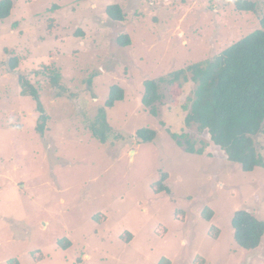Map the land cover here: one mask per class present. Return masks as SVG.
<instances>
[{
    "label": "rangeland",
    "instance_id": "obj_1",
    "mask_svg": "<svg viewBox=\"0 0 264 264\" xmlns=\"http://www.w3.org/2000/svg\"><path fill=\"white\" fill-rule=\"evenodd\" d=\"M251 1L256 12L233 0H13L0 20V264H264V236L245 249L232 227L241 209L264 220V167L244 171L207 131L188 126L196 85L167 81L256 29L264 0ZM113 3L122 22L106 13ZM122 34L130 45L118 43ZM50 67L70 92L51 85ZM20 76L47 116L41 131ZM159 78L153 115L140 98L144 81ZM113 84L124 100L106 108ZM103 107L112 133L101 139L93 118ZM143 127L156 138L137 141ZM257 139L264 153V134ZM162 174L167 188L157 193Z\"/></svg>",
    "mask_w": 264,
    "mask_h": 264
},
{
    "label": "trees",
    "instance_id": "obj_2",
    "mask_svg": "<svg viewBox=\"0 0 264 264\" xmlns=\"http://www.w3.org/2000/svg\"><path fill=\"white\" fill-rule=\"evenodd\" d=\"M233 2L238 11L256 12L258 8L257 2L251 0ZM12 8L13 0H0V20L9 17ZM51 8L55 11L59 6L54 4ZM106 13L116 22L126 19L125 11L119 3L108 5ZM79 34L82 35L83 32L80 31ZM117 41L121 46H128L131 43L127 34L119 35ZM18 65V58L12 57L10 69L15 70ZM186 71L190 72L189 77H186ZM50 72L51 85L60 92H70L62 82L60 70L50 67ZM93 77L87 79L88 86L92 84ZM180 77H183L184 81L189 79L196 85L195 98L185 117L186 124L196 125L199 132L207 131L216 145L224 146L228 156L237 157L244 171H253L258 166L264 167V153L257 139L259 134H264V13L260 16L256 29L226 47L220 55L204 63L189 65L186 69L171 72L167 81L173 83L180 80ZM19 79L23 87L22 94L31 95L38 101L37 109L42 112L40 117L42 123L37 125L36 129L41 131L47 116L43 113L37 90L22 76ZM164 80L146 79L143 83L141 102L153 115L157 114L155 103L160 99L159 82ZM69 95L73 97L76 94ZM123 100L124 89L118 84H113L110 86L104 106L112 108L116 102ZM105 107L99 108L93 118L94 134L101 139L112 133V128L106 121ZM98 123H102V128L97 127ZM156 135L155 129L144 127L135 132L136 140L142 142H150ZM173 137L177 139L174 135ZM185 151L201 154L203 149L202 147L195 149L190 145ZM165 179L166 175L162 174L155 183V192L159 193L167 188ZM167 192L170 193L168 190ZM202 216L206 220H211L213 210L205 205ZM232 227L234 239L240 247L251 250L260 245L264 236V220L241 209L234 212ZM57 242L62 248L71 246L67 238H60ZM160 264H170V261L163 257Z\"/></svg>",
    "mask_w": 264,
    "mask_h": 264
},
{
    "label": "crops",
    "instance_id": "obj_3",
    "mask_svg": "<svg viewBox=\"0 0 264 264\" xmlns=\"http://www.w3.org/2000/svg\"><path fill=\"white\" fill-rule=\"evenodd\" d=\"M123 88V87H122ZM140 100H141V98H140Z\"/></svg>",
    "mask_w": 264,
    "mask_h": 264
}]
</instances>
